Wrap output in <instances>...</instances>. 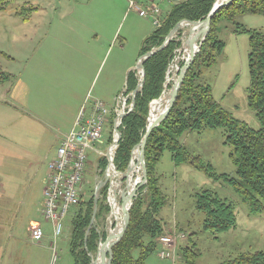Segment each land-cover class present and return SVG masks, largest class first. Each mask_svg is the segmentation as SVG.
<instances>
[{"label": "rangeland", "instance_id": "1", "mask_svg": "<svg viewBox=\"0 0 264 264\" xmlns=\"http://www.w3.org/2000/svg\"><path fill=\"white\" fill-rule=\"evenodd\" d=\"M163 1L166 10L182 0ZM154 27L152 20L131 8L128 0H0V264H75L70 248L73 220L82 203L96 197L105 179L99 151H105L110 143L109 117L101 142L88 150L80 201L63 219L62 232L56 239L52 221L44 216L50 163L61 137L72 130L81 109L88 111L96 100L113 109L123 91L127 89L130 95L142 89L138 87L136 65L143 41ZM251 30L264 33L263 14L245 13L234 21L221 20L217 37L224 48L217 53L216 63L202 70L199 82L212 87L215 99L233 117L260 129L262 123L249 106ZM185 34L181 32L175 39L181 46L174 50L160 97L172 91L186 61L184 51L179 52L189 32ZM131 65L137 79L134 90L128 89L131 69L127 68ZM227 136L223 127H205L184 132L181 137L192 155L212 164L214 176L189 162L176 165L172 152L164 151L156 164L165 199L159 217L174 236V241L166 244L173 256L161 257L166 247L161 242L145 264H219L243 252L264 251V209L251 212L228 181L237 177L238 167L232 160L235 149ZM134 176L135 180L142 178L138 196L147 183L142 166ZM114 179L119 184L122 205L120 195L126 190L127 180L123 172ZM204 190L216 192L233 204L234 228L224 232L205 228V214L196 205V194ZM106 203L109 214L92 220L105 238L113 222L108 198ZM32 218L42 223L45 235L41 243L30 237ZM52 241L56 242V251L50 248ZM98 247L91 252L93 256ZM134 254L138 257L139 251Z\"/></svg>", "mask_w": 264, "mask_h": 264}, {"label": "trees", "instance_id": "2", "mask_svg": "<svg viewBox=\"0 0 264 264\" xmlns=\"http://www.w3.org/2000/svg\"><path fill=\"white\" fill-rule=\"evenodd\" d=\"M215 2L216 0H182L167 6L162 14V25L154 27L153 32L144 39L141 55L162 45L165 37L182 19L193 21L205 19ZM245 13L264 15V0H233L215 14L210 31L187 71L169 115L148 137L145 148L147 183L133 201L129 226L121 240L113 247L111 264H145L147 257L161 243L160 239L172 234L166 231L165 224L159 217L165 199L159 186L156 164L165 150L172 152L176 165L189 162L194 168L214 176L212 164H204L200 156L192 155L182 143L181 137L184 132L205 127L225 128L228 132L227 141L235 149L231 157L238 167L237 177H230L228 181L251 212L264 209V33L259 30L250 31L249 55L251 75L249 106L255 111L262 128L255 129L245 121L233 117L231 112L215 99L212 87L199 82L202 70L214 65L217 53L224 48V42L217 37L218 23L223 19L234 21L237 16ZM179 46L180 40H173L165 48L144 60L143 87L136 93L133 110L123 117L120 127L122 136L116 151L115 164L121 172L128 169L133 150L140 144L147 131L150 103L162 95L167 71L175 56L174 50ZM136 85L137 79L135 81L133 70L128 75V89L134 90ZM111 140L112 137L110 142ZM100 163L105 170L106 157H101ZM108 188L109 186L105 185L101 189V198L97 204L94 197L84 201L73 220L70 248L75 264H90V253L97 250L101 237L103 241L106 239L105 235L104 237L100 235L92 220L95 207L96 220L102 215L109 214L110 207L106 203ZM196 205L205 214V228L224 232L236 226L233 204L221 198L216 192L210 190L199 192L196 194ZM179 239L177 237V241ZM137 250L138 257L134 254ZM219 264H264V251L243 252Z\"/></svg>", "mask_w": 264, "mask_h": 264}, {"label": "built area", "instance_id": "3", "mask_svg": "<svg viewBox=\"0 0 264 264\" xmlns=\"http://www.w3.org/2000/svg\"><path fill=\"white\" fill-rule=\"evenodd\" d=\"M128 1L130 7L136 9L141 16L150 18L155 27L162 25V14L165 11L163 0L162 3L161 0ZM219 1L216 0L215 3ZM178 24L179 28L173 33L168 44L175 39L177 40V36L181 32L184 35H186V32H189L187 37L183 35V44L180 51L177 49V51L181 52L186 48L184 44L188 41L191 29L194 26L188 19H182ZM199 43L200 39L198 38L196 46ZM138 73L140 74L141 82L143 72L141 69H138ZM126 90L117 97L113 109L108 108L101 100H96L92 107H90L89 112L81 109L72 130L61 137L56 157L50 163L49 181L44 190V216L53 223L55 239L62 232V221L70 208L80 201V191L83 186L84 173L86 172L87 161L89 159L88 150H94L95 145L101 142L108 117L112 125V140L108 148L105 151H99V153L107 159L105 175H108L109 179L105 185L109 186L107 198L110 203L111 196L114 193V178L122 174L115 164L119 138L120 134H122L120 127L123 117L131 112L134 107L133 102L130 101L135 97V94L133 92L129 95ZM29 229L31 239L37 243H41L45 235L42 223L40 221H32ZM173 241L174 236L171 235H166L160 239V242L166 246L160 253L162 258H172V248L168 249L166 244ZM50 248L56 251L55 241L51 242Z\"/></svg>", "mask_w": 264, "mask_h": 264}, {"label": "water", "instance_id": "4", "mask_svg": "<svg viewBox=\"0 0 264 264\" xmlns=\"http://www.w3.org/2000/svg\"><path fill=\"white\" fill-rule=\"evenodd\" d=\"M232 1L233 0H226V1L221 2V3H215L213 8H212V10L210 11L208 16L204 20H199V21H191L190 20L194 27L191 29V35L189 36L188 41L184 44V47H186L190 43V49H191L190 56L184 62V65L182 66V68L180 70V74H179L178 80H177V82L175 83V85L172 88L168 106L153 121H150L151 104L154 101H156V100L162 99V97H160L158 99H154L150 103V114H149V117H148L147 131H146L142 141L140 142V144L137 145V147L133 150L132 159H131V162H130V165H129L128 169L125 172H123V176L127 180L126 189L129 188L128 177L130 176L131 172L133 171V159H134L136 151H138L137 163L142 166V169L144 171V178L147 177V165H146L145 148H146V145H147L148 137L150 136V134L153 131V129L155 127H157L159 124H161V122L164 121L166 119V117L169 115L170 110L173 107V105H174V103H175V101H176V99L178 97L179 90H180L181 85H182V83H183V81L185 79L187 71H188L191 63L193 62L194 58L196 57L197 53L200 51L201 45L203 44L207 34L210 31L212 18L215 16V14L222 7L230 4ZM178 28H179V24H177L174 27V29L166 36V39H165V41L163 42L162 45H160L157 48H153L151 51L147 52L146 54H144V55H142L140 57L139 62L136 65V69H141L142 70L143 77H142L141 82L139 83L138 87H143V82H144V79H145L144 60H146L148 57H150L151 55H153L157 51L165 48L168 45V41L171 39L173 33L176 32L178 30ZM199 37H201V41H200L199 45L197 47H195V45H194L195 40L198 39ZM138 91H139V88H137L134 91V94L136 95V93ZM133 105H134V102H133ZM121 136H122V134H120V138H121ZM120 138H119V140H120ZM108 179H109V176L105 175L104 181L98 187L97 194H96V197H95V203L96 204L98 203V200H99L98 196L100 195V189L106 184ZM141 186H142V183H140L138 185V187H135L132 190V192L128 193V195L126 194V190L121 192L120 200H121V203H122V206H123V212H124L123 227H122V229H121V231H120V233L118 235H112L111 233H108L106 239L104 241L101 240V242L99 243V247H98V252L97 253H99L100 263L101 264H111L112 263L113 247L115 246L116 243H118L121 240V238L124 236L128 226H129L130 209H131V206L133 204V200L137 196V191H138V189ZM114 194H115V196L118 195V192H117L116 189H114ZM129 203H130V206L128 207ZM96 208L97 207H95V212H94L95 214H96ZM95 214H94V217H95ZM90 227H91V225H90ZM90 255L93 256L92 253H90ZM90 264H98V263L94 262L93 257H92V261H91Z\"/></svg>", "mask_w": 264, "mask_h": 264}, {"label": "bare ground", "instance_id": "5", "mask_svg": "<svg viewBox=\"0 0 264 264\" xmlns=\"http://www.w3.org/2000/svg\"><path fill=\"white\" fill-rule=\"evenodd\" d=\"M226 0H220L217 3H221L224 2ZM197 40H195V47H197ZM184 51V58L185 60L188 59V57L190 56L191 53V49H190V43L186 46V48L183 50ZM175 69L178 70V66L175 65ZM172 71H174L173 69H171L169 71V78L168 81L171 82L172 81ZM175 74V73H174ZM171 90V89H170ZM170 93H166L163 95L162 99L160 100H156L151 104V116H150V121H153L155 118H157L160 113H162V111L168 106L169 104V99H170ZM137 157H138V151H136L134 159H133V171L131 172L130 176L128 177V182H129V188L126 189V194L128 195V193L132 192V190L134 189V187L139 184L141 182L142 178H139L137 180H135V173L139 172L141 169V165L137 163ZM119 185V184H118ZM118 185H114V189L117 190L118 192ZM110 204L112 207V211H111V217L110 220L112 222V227L109 230V233H111L112 235H118L123 227V221H124V212H123V206L120 204L119 202V195H116L113 193L111 196V200H110ZM130 206V203L128 204V207ZM123 212V215H122ZM93 260L94 262H97L98 264L100 263V256L99 253H97L96 255L93 256Z\"/></svg>", "mask_w": 264, "mask_h": 264}, {"label": "crops", "instance_id": "6", "mask_svg": "<svg viewBox=\"0 0 264 264\" xmlns=\"http://www.w3.org/2000/svg\"><path fill=\"white\" fill-rule=\"evenodd\" d=\"M127 69H131L130 71H133L134 69H135V67L133 66V65H131V66H129ZM120 90V86L118 85L115 89H114V95H115V97H116V95H117V92ZM113 95V96H114ZM90 111V109L88 110V112ZM56 157V156H55ZM54 157V158H55ZM49 175H50V173H49ZM48 181H49V179H48ZM44 190H45V188H44ZM32 221H39V220H37V219H34V218H32V219H30V222H32ZM30 222H29V224H30ZM29 226V225H28Z\"/></svg>", "mask_w": 264, "mask_h": 264}]
</instances>
